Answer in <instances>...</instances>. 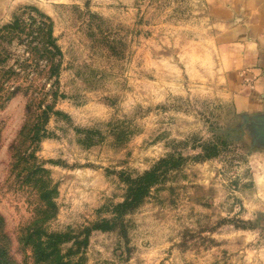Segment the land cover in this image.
Returning a JSON list of instances; mask_svg holds the SVG:
<instances>
[{
    "label": "rangeland",
    "instance_id": "obj_1",
    "mask_svg": "<svg viewBox=\"0 0 264 264\" xmlns=\"http://www.w3.org/2000/svg\"><path fill=\"white\" fill-rule=\"evenodd\" d=\"M37 13L53 22L58 77L24 36L0 39L14 72L0 95L14 264H43L26 243L40 228L65 234L79 264H264V111L235 102L264 0H4L0 29ZM38 104L52 110L39 141Z\"/></svg>",
    "mask_w": 264,
    "mask_h": 264
},
{
    "label": "trees",
    "instance_id": "obj_2",
    "mask_svg": "<svg viewBox=\"0 0 264 264\" xmlns=\"http://www.w3.org/2000/svg\"><path fill=\"white\" fill-rule=\"evenodd\" d=\"M15 36H24L27 39V42L19 38L23 42L28 54H33V59L37 62H44L46 65V71L48 72V77H58L60 75L61 61L63 53L61 48L58 46L57 41L53 33V22L51 18L45 14L37 13L31 15L27 20L20 18H15V20L3 26L0 29V39L5 37H15ZM33 60L31 64H27L24 69H29L32 67ZM39 64H34L37 66ZM0 68V95L2 92L6 91L4 88L8 83L6 80V74H9V79L14 73H7L2 71ZM5 74V76H4ZM4 79V82L1 79ZM9 81V80H8ZM5 83V84H4ZM24 90L22 86L12 87L9 92L17 94ZM28 89H26L27 91ZM39 92H36L38 94ZM28 95V94H27ZM32 96V95H31ZM31 98V97H30ZM33 99H30L29 104H32ZM51 108L48 106L46 109L42 110L41 106L38 104L34 107L31 105L27 106V111L37 115L36 123H34V130L36 135V140H41L45 135V127L42 128V125H45L47 119L49 120V113ZM41 114H39V112ZM42 116L43 118H38ZM154 176L153 172H147L145 176H140L138 178L132 179L129 178V190L132 193H141L143 190L147 189V183L144 182L146 179H150ZM50 191L46 190L41 193L40 197L45 203L50 205L52 203V196ZM4 218L0 214V264H14L13 258L11 256V240L5 229ZM65 234L62 233H53L47 232L44 228L30 234L26 243L31 246L32 254L35 260L43 264H79L73 262L71 259H67L60 249V246L65 243Z\"/></svg>",
    "mask_w": 264,
    "mask_h": 264
},
{
    "label": "crops",
    "instance_id": "obj_3",
    "mask_svg": "<svg viewBox=\"0 0 264 264\" xmlns=\"http://www.w3.org/2000/svg\"><path fill=\"white\" fill-rule=\"evenodd\" d=\"M3 1L0 0V7ZM259 32L258 38L249 39L244 53L240 71L243 91L235 97L236 107L241 113L264 111V29Z\"/></svg>",
    "mask_w": 264,
    "mask_h": 264
}]
</instances>
